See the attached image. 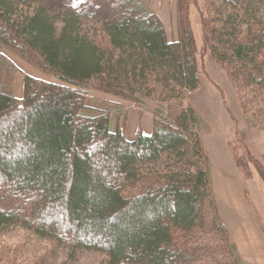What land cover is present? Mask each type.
<instances>
[{"label":"trees","instance_id":"trees-1","mask_svg":"<svg viewBox=\"0 0 264 264\" xmlns=\"http://www.w3.org/2000/svg\"><path fill=\"white\" fill-rule=\"evenodd\" d=\"M204 4L177 1L178 38L169 41L141 0H65L56 12L0 0V236L27 228L65 250L64 264L86 251L108 264L240 263L218 215L195 110L155 120L150 136L139 130L130 141L109 113L88 105L90 91L135 105L139 97L182 102L200 90L197 57L208 51L264 109V0ZM5 49L59 84L24 75L17 98L20 70ZM245 161L236 164L246 169Z\"/></svg>","mask_w":264,"mask_h":264},{"label":"rangeland","instance_id":"rangeland-1","mask_svg":"<svg viewBox=\"0 0 264 264\" xmlns=\"http://www.w3.org/2000/svg\"><path fill=\"white\" fill-rule=\"evenodd\" d=\"M141 1L150 12L160 19L169 41L177 40L178 0ZM29 2L33 6L37 2H41L49 10L56 12L60 10L61 6L63 7L65 0H28ZM198 3L204 10V0H198ZM262 14L264 16V10ZM98 17L101 18L100 15ZM200 19L199 12L194 11L192 23L201 52L203 48ZM3 54L20 70L15 80L17 98L21 99L23 96L24 75L59 84L57 79L28 64L10 50L5 49ZM197 61L201 88L195 93L186 95L182 102H164L157 97L149 99L139 97V102L135 105L130 100L90 91L88 105L93 110L109 113L112 118L113 130L123 129V132L126 127L127 132L129 131L127 123L131 116L139 119L138 122H142L144 129H147L148 124L153 125L155 120L174 123L182 109L192 107L197 115L199 114L200 132L203 134L204 147L211 162L214 197L217 189L223 200L235 198V203L245 200L254 212L260 231L264 236V109L262 98L251 91L236 90L229 80L226 68L219 65L208 51L198 53ZM213 84L219 86L223 97L220 96ZM247 97H250V106H245L244 98ZM142 126L136 125V134L139 130H144ZM124 133L126 134V132ZM216 136H220L221 139L217 140ZM239 156L246 158V165H242L244 167L248 165L246 169L239 168L236 164ZM229 175H232L231 177L236 181L235 194L233 191L227 192L226 183L231 178ZM231 195L233 198H230ZM218 215L226 229L229 242L236 251L239 264H242L238 249L231 241L219 210ZM53 246V243L41 240L27 228L12 226L0 236V255L3 256L0 260L3 264H64L66 261L65 250ZM52 251H54V255L56 254L55 258L46 256L47 259H45L47 252ZM67 264H108V258L99 252L86 251L78 254L76 259Z\"/></svg>","mask_w":264,"mask_h":264},{"label":"crops","instance_id":"crops-1","mask_svg":"<svg viewBox=\"0 0 264 264\" xmlns=\"http://www.w3.org/2000/svg\"><path fill=\"white\" fill-rule=\"evenodd\" d=\"M138 120L139 119H135V117L133 118V116L128 119L127 125L129 131L127 132L126 127V131L124 130V132H126L125 135L130 141H134L138 135V133H135L136 125L139 124L142 126V122H138ZM142 129H144L143 126ZM152 129L153 125L148 124L147 129L141 131L145 136H150L152 134ZM216 139L220 140L221 138L220 136H216ZM231 176L232 175H229V177ZM235 183L236 181L233 177L227 180V192L233 191L235 194ZM231 197L232 195L230 198ZM215 198L220 216L222 217L223 222L228 229L231 241L238 249L242 264H264V236L260 231L258 222L254 212L251 210V207L245 202V200L238 203H235V198L233 200H223L220 192L217 191V189L215 191Z\"/></svg>","mask_w":264,"mask_h":264}]
</instances>
